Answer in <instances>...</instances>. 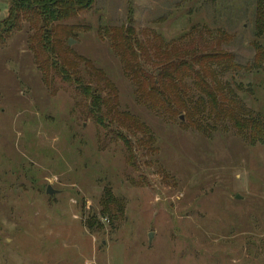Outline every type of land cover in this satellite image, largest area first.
Instances as JSON below:
<instances>
[{
	"label": "rangeland",
	"instance_id": "374dc122",
	"mask_svg": "<svg viewBox=\"0 0 264 264\" xmlns=\"http://www.w3.org/2000/svg\"><path fill=\"white\" fill-rule=\"evenodd\" d=\"M254 2L96 0L45 27L48 60L40 24L18 22L0 47V264H264V142L230 122L205 134L184 113L151 111L107 34L131 25L149 70L163 63L155 54L166 44L252 64ZM12 3L0 0L1 30ZM215 71L264 120V70ZM97 72L114 84L121 112L149 128L155 151L138 146L145 135L129 123L90 115L77 84L110 97ZM122 135L137 145L135 165Z\"/></svg>",
	"mask_w": 264,
	"mask_h": 264
},
{
	"label": "trees",
	"instance_id": "16d2710c",
	"mask_svg": "<svg viewBox=\"0 0 264 264\" xmlns=\"http://www.w3.org/2000/svg\"><path fill=\"white\" fill-rule=\"evenodd\" d=\"M95 1L13 0L10 16L5 21L7 27L4 30L0 29V47L7 43L6 37L10 36L13 29L18 28V22L22 19L30 24L36 21L41 27L42 33H39V37L46 49L48 60L51 44L50 37L46 36L45 27L51 28L52 23L62 22L81 12L91 10ZM254 3L255 39L252 45L255 49V57L253 63L247 65L236 64L234 55L225 50L195 55L189 50L179 51L172 46L174 44H166L165 51H162L159 45L155 54L158 58H164L163 63L149 70L146 67L149 52L145 44L136 37L135 29L131 25L124 24L109 30L107 34L111 39V47L123 62L124 71L133 82L139 101L158 115L167 113L170 115L168 117H176L184 113L189 126L205 134L211 130L216 131L219 124L230 122L243 134L250 131L252 144L264 142L262 117L253 115L251 111L244 108L242 103L237 101L234 90L229 84L218 82L215 71L216 67L222 74L232 70H264V0H255ZM34 38L37 40L36 35ZM30 48L33 51L32 45ZM34 50L37 52L36 48ZM38 64L43 72H47V61H41ZM54 65L57 68L59 62L56 60ZM60 70L65 72V78L70 81L69 74L62 67ZM98 75L100 78L103 77L110 97H103L101 90L92 84L88 85L81 79L77 84L81 92L90 100V115L103 124L111 120L121 125L129 123L130 132L141 131L145 135L138 141V146L141 148L144 144L145 149L155 151L154 138L149 128L129 112H121L114 84L105 78L103 73H98ZM186 79H194L196 94L190 95L191 89ZM186 122L182 121V124ZM122 138L129 151L130 161L135 165L138 155L137 145L125 135H122Z\"/></svg>",
	"mask_w": 264,
	"mask_h": 264
},
{
	"label": "water",
	"instance_id": "95a60500",
	"mask_svg": "<svg viewBox=\"0 0 264 264\" xmlns=\"http://www.w3.org/2000/svg\"><path fill=\"white\" fill-rule=\"evenodd\" d=\"M72 42H73V41L70 40L69 44L71 45ZM48 188H49V189L47 190V192H48L50 195H52V194H53V191L51 190L52 188H51V187H48ZM150 237H152V233H151Z\"/></svg>",
	"mask_w": 264,
	"mask_h": 264
}]
</instances>
